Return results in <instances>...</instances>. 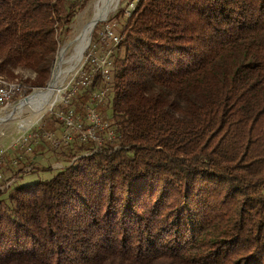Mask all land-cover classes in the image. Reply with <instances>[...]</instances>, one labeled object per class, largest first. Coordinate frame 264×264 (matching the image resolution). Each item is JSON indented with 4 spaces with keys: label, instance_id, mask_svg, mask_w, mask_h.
I'll use <instances>...</instances> for the list:
<instances>
[{
    "label": "trees",
    "instance_id": "1",
    "mask_svg": "<svg viewBox=\"0 0 264 264\" xmlns=\"http://www.w3.org/2000/svg\"><path fill=\"white\" fill-rule=\"evenodd\" d=\"M88 1L0 0V75L44 87ZM123 17L118 149L76 134L72 164L0 190V264H264V0H138Z\"/></svg>",
    "mask_w": 264,
    "mask_h": 264
},
{
    "label": "rangeland",
    "instance_id": "2",
    "mask_svg": "<svg viewBox=\"0 0 264 264\" xmlns=\"http://www.w3.org/2000/svg\"><path fill=\"white\" fill-rule=\"evenodd\" d=\"M95 2L96 0H89L75 15L69 31L61 34L55 63L56 66L58 60L62 61V64L59 65L61 66L60 69L73 65L75 61L73 59L76 58L83 40L80 34L85 31L92 20ZM137 2L138 0H120L116 9L107 16L106 20L96 24L92 32L90 45L84 52L82 60L74 71L68 74L58 91L57 98L46 109L39 110L35 114L31 110L32 103H28L30 107L13 110L26 97L38 90L46 89L50 84L53 71L44 87L30 88L29 84L25 82L35 77L30 70H21L15 80H10L20 81L25 89L16 101L0 108V161L3 167V179L0 181V190H5L15 184L47 179L54 175L58 169L75 161L76 158L68 159L60 155L59 150L62 148L60 146L67 143H60L59 146H55L54 138L49 137L50 135H55L57 139H61L62 133L66 129L64 123H62L61 111L74 110L76 120H81L85 125H88L87 114L88 109H90L88 106L94 107L92 104L94 101L93 95L98 91H105L103 104H100L96 111L100 114L99 116L103 123L109 121L108 118H110L112 113L109 107L112 97V77L109 80L101 77V81H98L97 85L93 87L94 79L90 87H81L76 93L72 94L70 101H67L68 94L72 86H74L73 83L78 78L80 71L83 68L85 70L91 68L86 60L90 51L99 56H104L111 52V60L114 56L117 57V60L125 56V48L116 49L118 43L125 36L122 32L125 17L120 18V16L122 12H126L130 16ZM114 36H117V39ZM72 39H74L73 42H69ZM66 60L68 61L65 63ZM81 94H89L90 96L85 99L80 96ZM33 103L37 104V102ZM63 105L65 108L62 107ZM84 105L86 106L83 107ZM109 123H112V121H109ZM112 125H110L111 129L114 128ZM113 130L115 131V129ZM101 134L103 139H105L103 141L105 144L110 143L114 146V150L118 149L116 135L110 139L106 129Z\"/></svg>",
    "mask_w": 264,
    "mask_h": 264
},
{
    "label": "built area",
    "instance_id": "3",
    "mask_svg": "<svg viewBox=\"0 0 264 264\" xmlns=\"http://www.w3.org/2000/svg\"><path fill=\"white\" fill-rule=\"evenodd\" d=\"M117 39V36H114ZM87 62H89L91 68L85 70L83 68L78 78L73 83L74 86L70 89L68 94L67 101H70V96L76 93L81 87L88 88L93 83L95 76L100 75L103 79L109 80L112 77L111 73V52L105 54L104 56H99L94 52H89L87 56ZM24 85H18L16 87H7L5 84H0V108L11 104L16 101L18 97L24 92ZM94 101L93 106H88L87 119L89 121L88 125H85L83 121L76 120L74 110L70 109L68 111H61V118L66 129L62 133L61 139H57L55 135H50V138H54L55 146H59L60 143H68L75 138V135L78 134V137L82 141L93 140L99 145L105 141L103 139L101 132L107 130L108 137L114 138L116 133L107 123H103L100 114L96 111L97 107L100 104H103L105 98V91H98L93 95ZM2 162L0 161V181L3 179L2 171Z\"/></svg>",
    "mask_w": 264,
    "mask_h": 264
},
{
    "label": "bare ground",
    "instance_id": "4",
    "mask_svg": "<svg viewBox=\"0 0 264 264\" xmlns=\"http://www.w3.org/2000/svg\"><path fill=\"white\" fill-rule=\"evenodd\" d=\"M119 1L120 0H96L92 20L88 27L85 29V31L80 34L81 39L83 38V40L79 47V51L76 58L73 59L75 60L73 65L65 69H60L61 66L59 65L62 64V61H59L58 67L54 70L49 86L46 89L34 92L28 101L20 102L13 110H19L24 107H30L28 103H32L31 110L34 111L35 114H37L39 110L41 111L46 109L49 105L54 102V100L57 98V94H59L58 91L60 87L65 82L64 80L71 71H74V69L77 67L83 57L85 45L88 41L89 34L94 21L102 18L103 21L106 20L107 16H109L110 13H112L116 9ZM67 61L68 60H66L65 63ZM0 84H5L7 87H16L18 85H22L20 82L7 80L1 75ZM33 102H37V104H34Z\"/></svg>",
    "mask_w": 264,
    "mask_h": 264
},
{
    "label": "water",
    "instance_id": "5",
    "mask_svg": "<svg viewBox=\"0 0 264 264\" xmlns=\"http://www.w3.org/2000/svg\"><path fill=\"white\" fill-rule=\"evenodd\" d=\"M103 19V18H102ZM102 19H97V20H95L94 21V23H93V25H92V28H91V31H90V34H89V38H88V41H87V43H86V45H85V49H84V52L86 51V49L89 47V45H90V42H91V39H92V32H93V30H94V28H95V26H96V24L97 23H99L100 21H103ZM75 39V38H74ZM74 39H72V40H70L69 42H73V40ZM60 52V51H59ZM59 52H58V55H59ZM83 56H84V54H83ZM83 58V57H82ZM82 60V59H81ZM58 64H59V60L57 61V65L53 68V73H54V70L58 67ZM53 76V75H52ZM51 79H52V77H51ZM51 79H50V81H51ZM31 97V95L30 96H28V97H26L24 100H22V101H28L29 100V98ZM21 101V102H22Z\"/></svg>",
    "mask_w": 264,
    "mask_h": 264
}]
</instances>
